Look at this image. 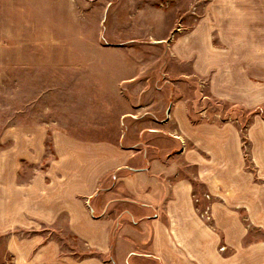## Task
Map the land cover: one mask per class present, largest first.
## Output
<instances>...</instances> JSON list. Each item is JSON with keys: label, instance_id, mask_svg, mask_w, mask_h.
I'll list each match as a JSON object with an SVG mask.
<instances>
[{"label": "rangeland", "instance_id": "1", "mask_svg": "<svg viewBox=\"0 0 264 264\" xmlns=\"http://www.w3.org/2000/svg\"><path fill=\"white\" fill-rule=\"evenodd\" d=\"M179 96L261 150L247 134L264 125V0H0V264L33 263L34 244L18 257L9 240L43 230L13 213L12 185L50 178L63 150L118 147L125 116ZM239 221L225 250L264 264V220Z\"/></svg>", "mask_w": 264, "mask_h": 264}, {"label": "crops", "instance_id": "2", "mask_svg": "<svg viewBox=\"0 0 264 264\" xmlns=\"http://www.w3.org/2000/svg\"><path fill=\"white\" fill-rule=\"evenodd\" d=\"M192 99H151L125 116L124 144L63 150L50 178L12 185L13 213L43 232L9 247L22 257L34 244L31 264H238L229 236L247 232L241 219L264 220V125L247 134L261 150H242L237 128L199 116Z\"/></svg>", "mask_w": 264, "mask_h": 264}]
</instances>
